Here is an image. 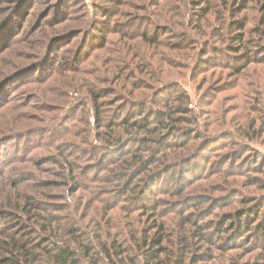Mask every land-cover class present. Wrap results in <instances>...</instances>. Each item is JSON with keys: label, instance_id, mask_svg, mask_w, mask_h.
Here are the masks:
<instances>
[{"label": "rangeland", "instance_id": "rangeland-1", "mask_svg": "<svg viewBox=\"0 0 264 264\" xmlns=\"http://www.w3.org/2000/svg\"><path fill=\"white\" fill-rule=\"evenodd\" d=\"M263 3L246 0L238 12L218 0H0V40L7 28L16 34L6 49L12 35L0 45V202L10 198L20 204L26 194L34 207L39 203L37 211L65 217L61 223L77 217L89 236L96 226L88 220L92 215L105 233L121 227L129 235L130 211L141 204L125 187L115 161L133 141L125 137V150L113 152L100 140L102 132L109 123L117 127L123 117L139 119L150 110L151 127L158 125L153 111L174 104L175 93L185 91L200 119L182 130L185 134L196 128L189 179L198 188L188 187L185 193L194 196L178 202L177 189L184 182L177 181L173 169L158 181L159 187L168 184V194L155 190L143 198L155 211L177 218L193 210H186V203L204 200L195 194L205 193L208 207L217 200L215 220L227 224L239 218L247 207L244 195L253 193L256 200L264 195ZM241 18L246 19L243 42L235 38L240 31L234 28ZM95 105L104 117L101 124ZM255 121L261 124L257 138ZM170 129L177 131L175 125ZM184 139L169 137L166 143L178 145ZM237 155L239 172L228 177L237 181L227 193L216 183L230 175ZM68 164L83 184L77 193L64 183L63 165ZM112 211L116 219L110 217ZM17 212L13 220L26 214ZM145 217L134 221L142 230ZM32 218L34 227L42 220ZM2 219L4 238L14 224ZM256 221L264 229V206ZM33 226L28 227L31 235L36 233ZM249 236L258 241L252 232ZM40 239L47 237L42 233ZM240 245L218 246L213 261L192 248L186 264H264V250L248 255L251 242Z\"/></svg>", "mask_w": 264, "mask_h": 264}, {"label": "trees", "instance_id": "trees-1", "mask_svg": "<svg viewBox=\"0 0 264 264\" xmlns=\"http://www.w3.org/2000/svg\"><path fill=\"white\" fill-rule=\"evenodd\" d=\"M218 1H221L225 7L229 6V9L232 10L238 7V12L246 7V0ZM211 2H215V0H211ZM260 13L263 26L260 38L263 40L264 3L260 7ZM245 20V18L244 20L241 18L235 22L237 24L234 27L235 30L240 31L236 33L235 38L240 42L245 39ZM13 32L9 28L2 32L4 38L2 42L0 40V45ZM14 36L16 34L4 43L3 49L9 46ZM258 46L261 47L259 42ZM250 62V60L247 61L248 64ZM172 100L174 104L167 103L162 109L153 111L158 120V125L155 123L151 127L152 122L149 118L153 113L150 110L149 115L139 119L132 120V118L123 117L117 127H113L109 123L107 130L102 132L104 136L100 140L106 142L105 148L110 147L113 152L115 150L116 152L125 150L126 145H123V143L128 144V141L124 139L125 137L133 141L128 152L122 153V157L115 161L117 165L122 167L123 173L120 174L124 175L125 187L131 190L132 196L135 199L138 198L141 204L138 209L130 211L133 222L126 225L132 226L128 229L129 235L123 232L121 227L113 233L109 231L105 233L99 221H96V215L95 217L92 215L88 218L90 222L96 224L95 231L94 228L91 231L92 237L87 235L83 223L76 215V219L61 223L62 218L65 219V217L46 215L41 211H37L40 208L39 203L34 207L29 195L22 194L19 199L20 204L13 199L4 198L0 202V217L3 218L2 220H6L9 225L14 224L10 226L9 230H6L10 233L14 231V235L7 233L6 237H0V264L5 262L8 264H186L187 254L192 248H197L201 256L207 253V260L213 261L216 259L215 248L218 246L223 249L239 248L242 246L240 243L243 240L246 243L251 242L250 248L246 250L248 255L256 249L264 250V229L258 226L256 221L264 206V195H260L258 200H256L253 193L244 195V202L247 207L242 209L239 218L227 224L226 220H223V223L215 220L217 215L214 214V210L217 200H215L213 207H208V204H205V193L195 194L203 196L204 200L186 203V210L190 208H193V210L177 218L168 217V215L155 211L156 208L143 198L145 192L153 193L155 190H165L162 192L168 194V184L165 183L159 187L158 181L164 174L173 169L177 170V174L174 176L177 181L184 182V185L177 189L178 196L182 198L178 202H185L194 196V193H185L188 187L198 188V184H195L194 181L191 182L189 179L190 176H193L191 166L195 158L191 155L194 144L191 136L195 133L196 128L189 129L188 133L185 134L182 130L186 124H189L190 127L192 124L198 123L200 119L196 110L191 108L190 97L185 91L175 93ZM95 106L96 115L98 116L97 121L101 124L104 117L98 110L99 105ZM140 113L143 114V111ZM127 123L130 126L125 128ZM172 125L177 127V131L173 134L170 129ZM252 126L256 127L257 131L254 138H257L261 135V132H259L261 124L257 125L255 121ZM182 136L185 139L181 144L166 143L169 137L180 139ZM239 157L237 155L232 162L229 159L231 162L230 175L220 176V180L216 183L221 188L225 187L227 193L231 188L229 184L232 181H237V179H229L228 177L235 176L239 172L238 166L235 164ZM181 166L184 168L180 169ZM63 168L65 170L64 183L69 187L71 193H77L83 188L82 181L72 171L71 164H68V167L63 165ZM238 176L254 181L261 180L259 177H252L249 174H238ZM13 184L17 186L18 183ZM261 189L264 190V182ZM249 198L252 199L248 201ZM217 199H220L218 195ZM162 200L165 199L158 197V201ZM227 200L225 199L226 202ZM192 201H195L194 198L190 202ZM252 202L261 203L259 205V203L254 204ZM34 208H36V212L33 211ZM152 208L154 211L149 212ZM18 209L26 214H21L20 219L13 220V217L18 213ZM138 210H141V213H136ZM116 213H112L110 217L116 219L118 215ZM251 214H254L255 217ZM140 215L146 216L144 219L146 224L143 226L146 228L143 230L138 228L134 222ZM32 216L42 219L41 221L36 220L38 225L35 227L31 223ZM52 219L56 221V226L52 225ZM30 225L33 226L36 232L33 235L28 231ZM250 232L256 235L258 241L251 239L250 236L248 237ZM42 233L47 239H40ZM46 241L49 242L45 243ZM4 258H7V260H3ZM196 261L197 259H194L193 263Z\"/></svg>", "mask_w": 264, "mask_h": 264}]
</instances>
